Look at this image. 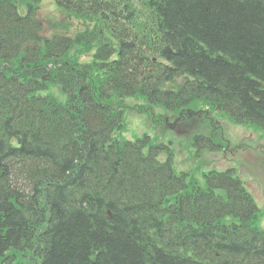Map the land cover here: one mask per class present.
Here are the masks:
<instances>
[{"label": "trees", "instance_id": "trees-1", "mask_svg": "<svg viewBox=\"0 0 264 264\" xmlns=\"http://www.w3.org/2000/svg\"><path fill=\"white\" fill-rule=\"evenodd\" d=\"M43 3L0 0V264H264L241 182L189 193L149 145L113 141L122 116L102 105L204 101L264 129V0H57L82 24L62 14L78 32L51 40Z\"/></svg>", "mask_w": 264, "mask_h": 264}, {"label": "rangeland", "instance_id": "rangeland-1", "mask_svg": "<svg viewBox=\"0 0 264 264\" xmlns=\"http://www.w3.org/2000/svg\"><path fill=\"white\" fill-rule=\"evenodd\" d=\"M47 34L52 35L51 28L47 29ZM56 90V89H55ZM61 98L62 95L60 96ZM63 102L64 99L59 100ZM136 101H130V105L133 106ZM154 107H149L148 110L142 114L135 116L131 115L130 112H127L125 115V126L126 130L123 133H118L117 137L121 141H135L139 136L148 135L156 143H161L165 145L168 149L172 150V153L175 155L173 158V166L175 171L179 174L186 172L190 175L191 179L196 180L200 186H205V175L210 171L222 172L225 169L224 167L232 168L235 171V177L241 178V181L245 184H251L249 186L253 188L251 191L256 195L259 208L261 209V215L264 217V172L263 164H258L257 158L253 156H258L264 147V137L258 138L259 132L257 128L244 125L238 126L234 123H222L225 127V131L219 129V143L217 139L213 142L212 145L218 146L223 149L224 161H222V153L219 152V155L216 151L210 152L208 149H205L201 153L200 160H184L187 156L188 158H194L187 153H183L179 148L183 147L185 142L188 140L191 134L198 135L203 137L200 142H205L206 137L209 136L206 134L202 125L210 114L203 109L197 118L191 120H184L179 126L178 130L174 133L173 131L165 130L164 133H159L160 129H157L155 125L149 119L148 113L152 114ZM206 111V112H205ZM224 114L212 113L211 118L219 123V119ZM225 122L229 121V118H226ZM229 127V128H228ZM228 128V129H227ZM162 132V131H161ZM172 133L171 136H167V133ZM252 136V137H251ZM193 141V140H192ZM230 147L231 150L227 151ZM201 149H197L196 153ZM210 155L217 157V160H212ZM222 167V168H221ZM255 177V180L250 178ZM264 226V220L262 222Z\"/></svg>", "mask_w": 264, "mask_h": 264}]
</instances>
